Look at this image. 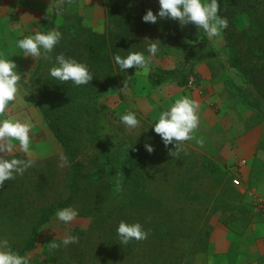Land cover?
<instances>
[{
  "label": "rangeland",
  "instance_id": "1",
  "mask_svg": "<svg viewBox=\"0 0 264 264\" xmlns=\"http://www.w3.org/2000/svg\"><path fill=\"white\" fill-rule=\"evenodd\" d=\"M225 1L219 0V14ZM253 1L260 18L264 0ZM18 8L21 19L11 21L22 24V33L15 32L6 50H0L16 61L20 76L4 115L30 123V151L15 142L12 156L35 163L0 186V240L22 250L46 209L70 194L73 167L43 119L42 105L87 177L69 205L78 216L65 225L53 214L39 230L35 247L23 254L31 256L30 264H207L215 227L233 220L240 207L251 203L252 185L259 189L264 183V34L251 47L246 37L252 33L247 31L251 18L233 9L222 13L228 28L211 40L195 24L181 26L167 18L145 23L142 16L149 8L158 11V0H20ZM49 30L63 35L47 57H24L16 48L23 36ZM111 32L126 42L120 43L122 56L139 51L147 57V46L158 45L148 71L133 66V76L128 69L121 77L115 62L91 59L90 35ZM209 51L215 55L198 59ZM60 53L87 64L92 81L76 86L52 80L48 71ZM157 67L192 72L191 83L168 80L154 86L148 76ZM184 96L200 105L193 135L204 143L185 141L172 156L174 144L166 148L151 126ZM126 112L136 114L137 128L120 122ZM145 143L155 150L149 153ZM234 158L242 162L250 186L235 185L229 169ZM121 220L139 221L150 230L148 238L122 245L116 233ZM66 234L78 235L79 241L62 245Z\"/></svg>",
  "mask_w": 264,
  "mask_h": 264
},
{
  "label": "clouds",
  "instance_id": "2",
  "mask_svg": "<svg viewBox=\"0 0 264 264\" xmlns=\"http://www.w3.org/2000/svg\"><path fill=\"white\" fill-rule=\"evenodd\" d=\"M158 3V11L154 12L149 8L142 16L145 23L155 24L158 19L167 18L177 20L181 26L195 24L199 30H203L209 40L219 37L229 26L227 17L219 14V0H158ZM62 35L58 30L37 31L18 39L16 48L22 50L24 57L34 59L41 56L47 57L62 39ZM147 51L149 53L147 57L139 51L128 52L126 56L116 54L114 62L121 71L135 66L136 71L146 72L149 70L150 58L159 51L158 45L149 44ZM48 76L57 82L71 81L76 86L86 85L93 79L87 64L75 58L66 57L63 53L55 56V63L50 67ZM19 80L16 61L0 52V186H3L5 181L15 179L17 175H23L35 163L32 159L24 160L12 156L14 148L17 147L15 142H18V147L23 152L30 151V123L7 118L4 115L9 103L15 100ZM199 109L200 105L197 101L184 96L177 99L167 110L159 113L151 127L166 148L174 144V150L170 149V155L177 156L179 151L183 150L182 144L185 141L196 139V143L203 145L204 140L193 135L200 122ZM120 122L130 129L137 128L139 124L134 112L122 114ZM145 149L149 153L155 150L151 143H145ZM120 189V182L117 181L116 191ZM78 214V209L67 206L56 210L55 219L68 225ZM116 233L118 241L126 245L133 240H146L150 230L145 229L139 221L121 220L116 227ZM78 241V235L66 234L61 243L68 246ZM52 247H59V245L53 244ZM30 261V255H20L9 246L6 239L0 240V264H30Z\"/></svg>",
  "mask_w": 264,
  "mask_h": 264
},
{
  "label": "trees",
  "instance_id": "3",
  "mask_svg": "<svg viewBox=\"0 0 264 264\" xmlns=\"http://www.w3.org/2000/svg\"><path fill=\"white\" fill-rule=\"evenodd\" d=\"M253 2H254L253 0H226L225 3L222 4V8H221L222 10L220 14L222 16V13L225 10L233 9L234 12L244 13L250 16L251 20H249V29L247 31L251 30L252 33L254 32V34L251 33V35L247 34L246 36L249 45L255 42L257 38H260L264 34V15H262L260 18L255 16L254 13L256 8H254ZM118 33H120V31ZM118 33L116 32L112 34L111 32L112 35L109 33H102V34L93 33L92 35H90L88 41V50H89V55L93 61L103 65H108V64L110 65L111 63L114 62V56L116 54H120V49H121L120 43L122 45H125L126 43L123 40V38L120 36L121 33L120 34ZM250 46L252 47V45ZM127 54L128 53L126 52L125 56ZM120 55L122 56V54ZM214 55H215L214 51H209L205 54H202L198 59H202L209 56L211 57ZM118 69L120 70L119 66ZM129 70H130V74L133 76L135 69L130 68ZM127 71L128 70L121 71V77H123ZM191 73L192 72H188L185 74L179 72L177 69L174 68L164 69L157 67L149 73L148 78L150 83L154 86H158L168 80H177L180 86H186L190 82V77L192 75ZM40 112L51 132L54 134L56 139L61 143L63 150L67 155L68 160L71 163V166L73 167V172L69 184L70 194L69 197L64 201H61L46 209V211L42 214L39 221L33 226L30 237L27 240V242L24 244L22 250L13 248V250L17 251L20 255H23L25 252L30 251L35 247L39 230L44 224L50 221L52 215L55 214L58 208L67 207L72 204V202L79 194L80 181L87 177L82 172V163L79 160H77L74 149L70 146L67 137L61 130L58 123L49 116L47 110L43 108L42 105L40 107ZM260 114L264 118V112ZM211 170H214V166L211 168Z\"/></svg>",
  "mask_w": 264,
  "mask_h": 264
},
{
  "label": "crops",
  "instance_id": "4",
  "mask_svg": "<svg viewBox=\"0 0 264 264\" xmlns=\"http://www.w3.org/2000/svg\"><path fill=\"white\" fill-rule=\"evenodd\" d=\"M19 1L0 0L1 51L6 50L7 43L12 40L15 32L22 33V24L16 23L21 19V15L18 14L20 12L18 8ZM13 18H16V22L11 21ZM9 20L12 26L8 25ZM9 27H14V29L8 34ZM4 33H6V36H4ZM246 161L248 162L249 159L247 158ZM238 162L234 158L232 165ZM243 167L242 165L240 173L241 185L250 186L247 173L243 175ZM230 168H233V166ZM252 187H254V192L252 191L247 195L251 203L245 207H240L241 211L237 215H233V220L217 225L211 233L207 248V264H264V213L258 209L256 202H254L257 196H264V183L259 186V189H255V185H252ZM197 264L204 263L197 261Z\"/></svg>",
  "mask_w": 264,
  "mask_h": 264
},
{
  "label": "built area",
  "instance_id": "5",
  "mask_svg": "<svg viewBox=\"0 0 264 264\" xmlns=\"http://www.w3.org/2000/svg\"><path fill=\"white\" fill-rule=\"evenodd\" d=\"M191 83V80L190 82ZM241 166H242V162H238L237 164H235V166H233V168L229 169L231 170V172L233 173L234 176V183L235 185H241L242 184V179H241ZM256 206L258 207V209L264 213V196H259L256 197Z\"/></svg>",
  "mask_w": 264,
  "mask_h": 264
}]
</instances>
